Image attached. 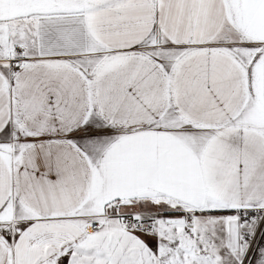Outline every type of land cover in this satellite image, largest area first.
<instances>
[{"label":"snow or ice","instance_id":"obj_1","mask_svg":"<svg viewBox=\"0 0 264 264\" xmlns=\"http://www.w3.org/2000/svg\"><path fill=\"white\" fill-rule=\"evenodd\" d=\"M0 264H264V0H0Z\"/></svg>","mask_w":264,"mask_h":264}]
</instances>
